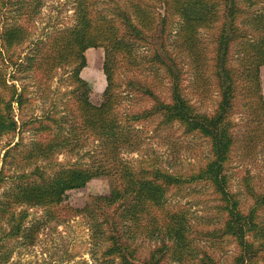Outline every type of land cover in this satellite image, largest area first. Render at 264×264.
Segmentation results:
<instances>
[{"label": "trees", "instance_id": "1", "mask_svg": "<svg viewBox=\"0 0 264 264\" xmlns=\"http://www.w3.org/2000/svg\"><path fill=\"white\" fill-rule=\"evenodd\" d=\"M32 1L0 0V138L23 129L14 116V103L23 108L26 87L11 81L22 73L23 46L29 41L30 30L11 13L15 5L22 11ZM73 10L72 26L56 29L34 54L24 55L26 66H33L35 73L40 72L46 79L51 80L59 68H71L69 82L74 88L69 117L73 121L66 128L68 116L51 111L28 122L39 124L35 133L48 132L49 138L38 140L27 157L40 155L48 161L17 175L13 188L0 196V214L7 217L9 225V231L0 235V258L8 260L13 251L6 244L7 236L33 237L28 232L31 226H25L31 208L59 206L70 190L113 175L116 183L110 193L94 196L90 205L79 210L90 217L99 246L98 264H222L217 246H213L224 241L235 247L228 264H264V191H257L248 181L245 194L254 202L245 210L241 197L231 188L229 174L238 141L235 110L243 109L241 112L254 116L259 123L264 116L260 79L264 65V0H75ZM174 31L177 40L170 45L166 40L153 41ZM207 31L212 33L211 38ZM98 47L105 51L107 84L102 105L93 107L92 88L81 73L88 63L86 51ZM141 48L151 54L140 53ZM141 62L144 67L139 65L138 69H144L140 73L145 75L144 81H130V90L122 89L124 64L136 67ZM186 63L194 72L192 82L199 94L209 93L210 85L216 87L220 99L212 114L201 112L187 96ZM10 67L14 69L12 80L7 73ZM149 76L159 84L169 81L168 99L155 91ZM134 93L151 100L152 106L120 113L124 94ZM152 118H159L161 125L179 123L186 134L204 137L210 146L205 163L183 173L171 172L159 161L147 158L137 165L127 161L124 153L137 138L131 126ZM79 120L81 124H75ZM89 136L100 141L98 153L102 158L89 164L80 160L59 162L54 164L59 167L50 172L54 169V154L79 155L81 138ZM192 185L209 186L217 201V216L222 218L218 225L203 229L204 240L215 242L210 248L196 242L186 210L168 205L170 191L181 192ZM8 196L10 206L25 208L17 213L5 206ZM145 239L155 245L143 257L139 242Z\"/></svg>", "mask_w": 264, "mask_h": 264}, {"label": "rangeland", "instance_id": "2", "mask_svg": "<svg viewBox=\"0 0 264 264\" xmlns=\"http://www.w3.org/2000/svg\"><path fill=\"white\" fill-rule=\"evenodd\" d=\"M41 1V4L38 5V0H33L31 5L26 6L22 11H18L15 5L14 11L12 10L11 13L13 19L24 22L30 30L29 41L23 46L21 61L24 66L22 73L19 74L20 78L17 75V80L11 81V83H16L18 87L20 85L26 87L25 96H27V101L23 104L22 109H19L17 104L14 103V116L21 127L23 124V129H18V132L6 134L0 138V176L3 177L0 181V196L6 190L13 188L17 182V178L15 179L17 175L23 172H31L36 166H44L48 161L40 155L27 157L28 151L34 149V145L38 140L46 141L49 138L48 132L38 133L40 135L38 136L34 129L39 124H28V122L35 118L41 119L45 113L51 111H55L59 116H68L69 119L65 122L66 128H70L73 121V117H69L73 101L71 91L74 88L69 82L71 68L69 66L59 68L51 80L46 79L40 72L35 73L36 69L33 66H26L27 59L24 55L34 54V50L41 47L40 43L46 41L48 36L56 29L74 24L73 8L75 0ZM208 35L210 38L212 37L211 32ZM177 36L178 33L174 31L173 34L172 32L166 34L163 39L153 41L161 43L166 40V43L170 45V43L177 40L175 39ZM139 51L147 55L151 54V51L146 48H141ZM86 56L88 63L82 70L81 76L90 83L92 88L90 95L92 106L99 107L103 103V92L107 84L103 69L104 48H90L86 51ZM138 59L142 61V57H138ZM149 59L147 58L146 61H149ZM139 65L144 67L142 62L135 65L137 68L128 67L126 63L124 64L120 77L124 84L122 89L126 88L130 81H144L145 75L140 74L144 69H138ZM187 65L186 63L185 84L187 96L201 112L212 114L217 109L220 99L216 87L210 85L209 93L199 94L192 82L194 72ZM7 73L8 78L12 80L10 75L14 73V69L10 67L7 69ZM148 74L152 75V71H149ZM162 76L163 74H160L159 77ZM148 79L154 85L155 91L168 99L169 81L165 79L164 84H159L152 80V76H149ZM260 79L264 94V65L260 68ZM152 104L151 100L144 99L137 93H134V95L124 94L120 113L139 112L151 107ZM242 110L237 109L233 114L235 123H237L235 133L238 141L232 160L229 163V174L232 176L233 184L231 188L241 197L242 208L247 210L254 201L245 194L247 191L245 186L249 184L246 183L250 181L257 191H264V116L262 122L259 123L254 120V116L241 112ZM75 124L80 125L81 120ZM258 127L260 129L256 130ZM131 130L137 138H135L136 141H133L134 145L125 151L124 156L133 165H137L141 159L147 158L152 161H159L164 168L171 172L189 173L205 163L208 158L209 142L199 134H186L179 123L161 125L159 118H152L134 123ZM68 132L69 129H66V133ZM91 137L81 138L83 147L80 149L79 155H71L67 152L54 154L51 158L53 167L54 164L59 162L70 163L80 160L83 164H89L102 158V156L99 157L98 153L100 141ZM6 152H8L7 156ZM36 153L38 152L35 151ZM58 167L56 165L54 169L49 170L52 172ZM115 183L113 175L95 178L84 188L70 190L65 201L59 206L49 208V211L42 207L31 208L32 215L27 219L25 226H31L28 232H31L30 234L33 237L31 239H13L7 236L6 244L10 249L13 247V251L8 260L4 261V256H2L0 264H98L99 246L96 244L98 242L92 229V223H90V217L79 210H82L86 205H90L94 196L109 194ZM11 191L10 194H13ZM5 202H7L5 206L12 204L9 201V196L5 199ZM168 205L176 210H186L195 232V240L199 245L207 248L213 246L212 244L215 242L209 243L204 240L205 233L203 229L218 225V220H222V218L217 216L215 208L217 201L209 186L192 185V187L181 192L170 191ZM10 208L18 213L25 206L11 205ZM6 222L7 217L0 214V235L4 230L9 231V225ZM139 244H141L143 257H146L148 249L155 245L154 242L146 239L141 240ZM232 244L229 241H224V243L218 242L213 246H217L222 264L229 263L235 248ZM166 264L179 263L168 262Z\"/></svg>", "mask_w": 264, "mask_h": 264}]
</instances>
